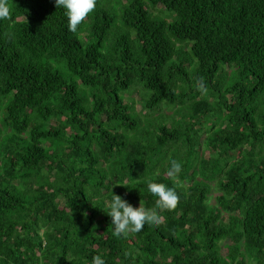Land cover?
<instances>
[{
	"label": "trees",
	"instance_id": "obj_1",
	"mask_svg": "<svg viewBox=\"0 0 264 264\" xmlns=\"http://www.w3.org/2000/svg\"><path fill=\"white\" fill-rule=\"evenodd\" d=\"M4 4L0 264H264V0ZM113 194L161 224L116 236Z\"/></svg>",
	"mask_w": 264,
	"mask_h": 264
},
{
	"label": "clouds",
	"instance_id": "obj_2",
	"mask_svg": "<svg viewBox=\"0 0 264 264\" xmlns=\"http://www.w3.org/2000/svg\"><path fill=\"white\" fill-rule=\"evenodd\" d=\"M56 8H63L67 17V29L69 32L77 31L85 18L95 9L96 0H54ZM8 16V8L4 0H0V19ZM198 91H206L203 80L197 85ZM182 171V163L171 160L167 175L174 180ZM148 192L156 198L157 208L160 210H172L178 202L179 196L174 188L155 182L147 183ZM111 218V225L116 236L141 232L145 226L155 227L162 222V217L156 210L146 209L140 202L139 207H133L127 200L119 195H114L107 209L104 210ZM91 264H105V260L96 255L92 257Z\"/></svg>",
	"mask_w": 264,
	"mask_h": 264
},
{
	"label": "rangeland",
	"instance_id": "obj_3",
	"mask_svg": "<svg viewBox=\"0 0 264 264\" xmlns=\"http://www.w3.org/2000/svg\"><path fill=\"white\" fill-rule=\"evenodd\" d=\"M136 98H137V100H139V99H140L138 96H136ZM137 108H138V110H140V109H141V107H140V106H138Z\"/></svg>",
	"mask_w": 264,
	"mask_h": 264
}]
</instances>
